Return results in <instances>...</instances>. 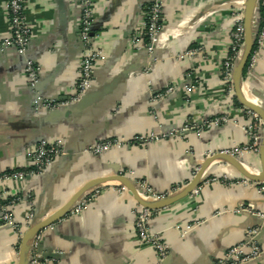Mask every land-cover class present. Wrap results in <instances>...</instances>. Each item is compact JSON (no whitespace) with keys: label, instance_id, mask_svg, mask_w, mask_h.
Returning a JSON list of instances; mask_svg holds the SVG:
<instances>
[{"label":"crops","instance_id":"crops-1","mask_svg":"<svg viewBox=\"0 0 264 264\" xmlns=\"http://www.w3.org/2000/svg\"><path fill=\"white\" fill-rule=\"evenodd\" d=\"M92 1V43L101 60L94 71L97 86L90 90L84 111L68 108L50 117L33 110L35 93L58 102H69L74 95L82 54L75 0H63V15L55 0H30L25 12L31 34L27 54L21 57L0 47V174L29 170L41 139L60 140L71 152L70 158L57 157L41 177L0 183V193L8 200L18 199L9 205L16 222L29 212L46 220L84 184L116 173L136 185L146 182L162 199L176 195L206 154L248 144L242 127L251 120L239 112L221 74L236 0ZM156 1L162 3L163 28L151 61L130 39ZM9 22L7 0H0V46ZM27 60L39 68L35 91L24 76ZM241 90L264 107V41ZM217 116L231 121L145 146L124 145L102 155L86 152L105 139L160 137ZM242 164L251 174L260 172L257 155L246 154ZM261 187L264 183L245 181L227 163L213 162L197 193L155 211L150 230L169 250L168 257L159 260L135 232L134 217L141 207L118 183H107L85 196L88 203L79 214L71 212L39 234L41 250L60 254L55 264H213L241 244L248 231H256L262 253L248 264H264ZM19 238L11 228L0 229V264H15Z\"/></svg>","mask_w":264,"mask_h":264},{"label":"built area","instance_id":"built-area-1","mask_svg":"<svg viewBox=\"0 0 264 264\" xmlns=\"http://www.w3.org/2000/svg\"><path fill=\"white\" fill-rule=\"evenodd\" d=\"M80 7L79 16V40L82 46L81 58L78 62L77 78L74 82V95L69 102H58L41 100L36 97L35 93V109L34 112L38 115L45 114L48 111H54L68 104L78 102L84 94L97 86L94 79V71L97 63L101 60L100 52L94 48L92 37L90 36L92 24L94 21V9L92 0H75ZM246 0H236V8L233 15V27L230 32V43L226 53V57L221 67L222 80L227 88L229 94L233 93L232 75L234 67L239 60L243 48V11ZM30 0H7V9L9 15V31L6 38L1 42L2 50H14L19 56H24L27 52L28 46L31 41V34L29 24L26 18V9ZM264 2V0H263ZM162 3L160 1L154 2L145 16V22L142 28L131 36L130 42L132 46H141L148 51L151 55L153 48L156 45L159 35L162 31ZM264 41V26L259 30L256 35L255 45L253 52L249 58L245 75H250L254 71L255 62L258 58L260 49L263 47ZM188 54H193L189 52ZM24 76L30 87L34 88L38 80L39 68L31 61H27L24 69ZM174 87H169L166 94L171 93ZM239 112L246 114L251 121L242 127L244 135L248 138V144L244 146H233L231 149L222 150L220 152L231 155L237 159L242 160L246 154H254L258 156V147L260 137L263 131L262 122L259 118L245 108H240ZM231 120L227 116H217L212 120L205 121L193 127H184L163 134L160 137L156 136H137L132 140L124 141L117 139H105L90 146L87 150L90 154L100 155L111 149H119L124 145H139L145 146L152 142L160 140L173 139L184 135L186 132L199 131L201 128L210 129L213 127L221 126L229 123ZM200 125V126H199ZM63 142L58 140L56 142L41 141L31 155V168L27 171H9L0 174V183H7L10 181H25L30 178H38L46 174L51 168L54 160L63 154ZM210 156V154H206ZM197 170V169H196ZM246 181V180H245ZM140 190L143 191V198L146 200H159L161 197L155 196L146 182L138 183ZM264 192V187L261 189ZM198 190L194 192L197 193ZM8 204H4V202ZM18 199L8 200L5 194L0 193V229L10 227L16 232L22 233L33 222L34 215L29 212L24 219L20 222L13 220L10 212V203H16ZM88 200L83 199L72 210L73 214H79L87 205ZM155 217V211L140 209L135 213L134 228L139 241L142 244L151 246L159 260H164L169 255L167 245L161 238L150 230V224ZM264 219L263 215H260ZM190 229L187 227L182 235ZM256 231H248L246 233L245 241L241 244L233 246L227 250L224 257L214 264H248L261 256L262 250L258 246L255 238ZM39 237L36 238L33 251L29 260V264H55L56 261L45 259L39 260V255L36 254V247Z\"/></svg>","mask_w":264,"mask_h":264},{"label":"water","instance_id":"water-1","mask_svg":"<svg viewBox=\"0 0 264 264\" xmlns=\"http://www.w3.org/2000/svg\"><path fill=\"white\" fill-rule=\"evenodd\" d=\"M59 12L61 15L64 14V4L63 0H55ZM259 3L260 0H246L244 4V11H243V48L241 52V56L239 60L237 61L236 66L233 70L232 75V86H233V97L237 101V103L242 107L253 114H255L259 120L262 122L263 125V131L260 137L259 147H258V158H259V164H260V172L256 175L251 174L248 172L245 167L242 164V160L237 159L231 155L224 154L222 152L211 154L210 156H206V159L201 164L200 168L195 173L192 180L185 186V188L178 194L161 198L159 200H146L143 198V191L140 190L138 184H134L132 180H130L126 175L123 174H114L107 177L97 178L94 180H91L84 184L75 194H73L69 200L57 211L55 214H53L50 218H47L46 220H39L37 218H33V222L30 224V226L22 233V235L19 238L18 242V248L16 253V259L15 264H29V260L32 254L33 245L37 237H39V234L46 228L50 227L51 225L57 223L61 219H63L65 216H67L69 213L72 212L73 208L80 203L85 196L90 193L93 189H96L97 187L107 184V183H118L122 188L126 189L128 193L132 196V198L135 200V202L145 210L149 211H158L165 207H168L172 205L173 203L189 196L191 193H193L204 181V176L206 173L207 168L215 161L221 160L225 163H227L236 173L241 176L246 181L255 183V184H261L264 183V107L260 106L259 104L252 102L248 100L242 93L241 86L242 82L245 78V72L247 68V64L249 61V58L253 52L256 35L259 28ZM92 29V28H91ZM90 36H93L92 30L90 33ZM155 47V46H154ZM28 51V49H27ZM144 51L149 55L151 61L154 60V56L152 54L150 55L146 49ZM154 51V48H153ZM27 54V52H26ZM25 54V55H26ZM24 55V56H25ZM23 57V56H21ZM31 61V60H27ZM32 62V61H31ZM26 64V63H25ZM30 87V84H28ZM36 87V85H35ZM30 87L33 91L36 89ZM90 90L87 91L84 96L76 103L68 104L64 107H61L54 111H48L45 113L47 116H58V114L65 109L73 108L75 112H82L87 107V104L89 103L90 99ZM38 98L41 100H44V98L37 93ZM35 96L33 100V110L35 109L34 105ZM186 134V133H185ZM41 141H46L45 139H41L38 143ZM95 144V143H94ZM93 144V145H94ZM92 146V145H91ZM90 147V146H89ZM88 147V148H89ZM86 149V152L88 150ZM103 154V153H102ZM100 154V155H102ZM61 156H68L70 158L71 152H67L63 149V154ZM10 228V227H7ZM257 237V236H256ZM245 241V240H244ZM243 241V242H244ZM255 241L257 242L256 238ZM258 243V242H257ZM42 247V241L39 237L38 244L36 247V254L39 255V260L43 261L45 259L56 261L59 260L60 254L56 252H43L41 250ZM216 263V262H214ZM213 263V264H214Z\"/></svg>","mask_w":264,"mask_h":264},{"label":"trees","instance_id":"trees-1","mask_svg":"<svg viewBox=\"0 0 264 264\" xmlns=\"http://www.w3.org/2000/svg\"><path fill=\"white\" fill-rule=\"evenodd\" d=\"M259 30L263 28L264 26V2L263 0H260V6H259ZM235 105L239 108H242L236 101H235ZM8 202L10 201H6L4 202V204H8Z\"/></svg>","mask_w":264,"mask_h":264}]
</instances>
